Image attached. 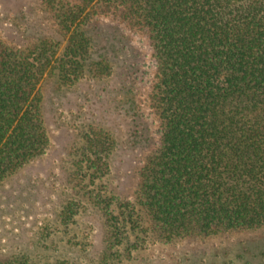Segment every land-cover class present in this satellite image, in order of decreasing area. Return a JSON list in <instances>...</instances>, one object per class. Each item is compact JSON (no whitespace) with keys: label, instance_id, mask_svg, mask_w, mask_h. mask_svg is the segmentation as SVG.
I'll return each mask as SVG.
<instances>
[{"label":"trees","instance_id":"trees-1","mask_svg":"<svg viewBox=\"0 0 264 264\" xmlns=\"http://www.w3.org/2000/svg\"><path fill=\"white\" fill-rule=\"evenodd\" d=\"M40 4L66 43L55 58L57 41L42 38L20 46L0 36V183L47 149L39 87L46 72L60 85L111 76L107 58H92V39L84 30L90 17H110L147 39L154 71L144 98L157 128L131 199L108 196L102 185L89 193L109 238L130 235L137 246L151 235L169 243L264 225V0ZM129 85L120 110L134 138L146 142L135 81ZM114 145L110 132L90 126L75 179L101 181ZM75 213L76 204L67 203L62 223ZM0 264L39 263L18 254Z\"/></svg>","mask_w":264,"mask_h":264},{"label":"rangeland","instance_id":"rangeland-1","mask_svg":"<svg viewBox=\"0 0 264 264\" xmlns=\"http://www.w3.org/2000/svg\"><path fill=\"white\" fill-rule=\"evenodd\" d=\"M84 30L92 39V58H107L112 74L85 77L74 85H60L48 72L43 76L39 87L49 144L44 155L0 183V261L26 254L39 264H264V225L169 243L151 235L137 246L130 235L109 238L103 214L88 201L89 193L102 185V193L117 200L133 197L138 169L156 141L157 124L144 98L154 62L145 36L110 17H90ZM0 36L20 46L42 38L57 41L55 58L66 43L40 0H0ZM132 80L142 105L140 130L149 135L146 142L134 138L120 110ZM90 126L107 130L115 141L109 171L95 184L88 176L83 182L74 177ZM70 202L76 204V213L64 225L61 212Z\"/></svg>","mask_w":264,"mask_h":264}]
</instances>
